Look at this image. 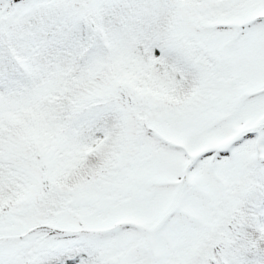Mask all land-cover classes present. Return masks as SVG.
<instances>
[{
    "label": "snow or ice",
    "instance_id": "snow-or-ice-1",
    "mask_svg": "<svg viewBox=\"0 0 264 264\" xmlns=\"http://www.w3.org/2000/svg\"><path fill=\"white\" fill-rule=\"evenodd\" d=\"M0 264H264V0H0Z\"/></svg>",
    "mask_w": 264,
    "mask_h": 264
}]
</instances>
